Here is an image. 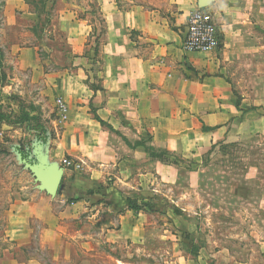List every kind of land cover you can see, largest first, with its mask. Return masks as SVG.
I'll list each match as a JSON object with an SVG mask.
<instances>
[{"label":"crops","instance_id":"crops-1","mask_svg":"<svg viewBox=\"0 0 264 264\" xmlns=\"http://www.w3.org/2000/svg\"><path fill=\"white\" fill-rule=\"evenodd\" d=\"M87 2L104 29L99 70L91 71L97 91L78 53L95 29L77 11ZM60 3L54 28L69 52L52 74L43 71L38 46L13 44L2 63L45 83L49 105L39 117L52 134L31 146L29 158L45 169L35 170L34 184L7 210L10 247L0 264H264V248L259 258L242 250L239 259L222 237L206 236L201 227L209 220L198 201L205 154L237 140L240 128L264 133V0ZM203 4L220 45L186 53L187 19ZM25 5L6 0L5 26H15L13 14ZM14 72L7 96L25 99ZM157 152L176 162L160 161ZM65 160L81 169L65 168Z\"/></svg>","mask_w":264,"mask_h":264},{"label":"rangeland","instance_id":"rangeland-1","mask_svg":"<svg viewBox=\"0 0 264 264\" xmlns=\"http://www.w3.org/2000/svg\"><path fill=\"white\" fill-rule=\"evenodd\" d=\"M24 2V12L15 10V26L8 28L5 26L6 0H0V253L10 247L5 237L7 210L11 203L25 196L24 187L34 184L35 170L43 172L45 169L43 165L36 169L37 162L29 158L31 146L47 141L52 134L43 125V118L39 117L43 113L42 106L47 111L49 105L45 83L32 71L14 72L5 63L2 66L3 60L5 62L6 52L13 44L38 46L43 71L52 74L55 63H60V59L69 52L64 35L54 28L57 13L62 9L60 0ZM77 11L92 28L95 27L78 53L86 58L89 81L92 79L93 86L100 90V80L96 72L91 71L99 70L96 61L102 41V26L98 16L90 14L91 10L85 4ZM13 72L22 81L21 86L27 93L25 99L18 94L16 97L7 96L11 86L7 78ZM95 79L98 81L95 82ZM9 99L18 103L17 107L13 103L11 105ZM155 155L167 159L164 153L157 152ZM167 160L176 162L175 159ZM202 164L198 201L203 203L200 215L208 219L209 224L201 229L205 230L206 236L222 237V247L237 253L239 259L242 250L254 255L253 259L255 255L259 258L264 248V133L251 134L240 128L237 140L206 153ZM158 247L161 248V245ZM152 262L173 263L164 258L152 259Z\"/></svg>","mask_w":264,"mask_h":264},{"label":"built area","instance_id":"built-area-1","mask_svg":"<svg viewBox=\"0 0 264 264\" xmlns=\"http://www.w3.org/2000/svg\"><path fill=\"white\" fill-rule=\"evenodd\" d=\"M220 45L219 29L213 15L205 8H198L187 19L185 37L181 48L186 53H202L216 50ZM56 110L62 120H66L67 106L59 98L55 100ZM65 168L81 169V163L65 160Z\"/></svg>","mask_w":264,"mask_h":264},{"label":"trees","instance_id":"trees-1","mask_svg":"<svg viewBox=\"0 0 264 264\" xmlns=\"http://www.w3.org/2000/svg\"><path fill=\"white\" fill-rule=\"evenodd\" d=\"M39 2H41V0H39ZM42 2L44 3V2H46V0H42ZM88 6H89V8H90V10H91V11H89L90 14L97 15V7H96L95 5H93V4H88ZM49 21H50V20H49ZM99 23H100L101 26H102V29H101V32H100L101 35H102L103 32H104V29H103V21H102L101 19H99ZM95 43H97V44L99 45L98 41H96ZM95 51H96V49H95ZM92 89H93L94 91L99 90V89L95 88L94 86H92ZM0 114H1V113H0ZM93 115H94V113H93ZM94 118H95L96 120H98V122L101 123V124L104 126V122L101 121L100 119H98V118L96 117V115H94ZM0 119H2V118H0ZM150 152H151V155H154L153 150H151ZM23 157H25V156L23 155ZM153 157H154V156H153ZM155 157H157L160 161H162V162H166V163H167V161H166L165 159H163L162 157H160V156H155ZM129 208L135 210V207L132 206V202H130V201H129Z\"/></svg>","mask_w":264,"mask_h":264},{"label":"water","instance_id":"water-1","mask_svg":"<svg viewBox=\"0 0 264 264\" xmlns=\"http://www.w3.org/2000/svg\"><path fill=\"white\" fill-rule=\"evenodd\" d=\"M206 6H207V4H203V5L200 6V8H204V7H206ZM55 185H56V184H54V187H55ZM53 189H54V188H53ZM51 191H53V190H51Z\"/></svg>","mask_w":264,"mask_h":264}]
</instances>
